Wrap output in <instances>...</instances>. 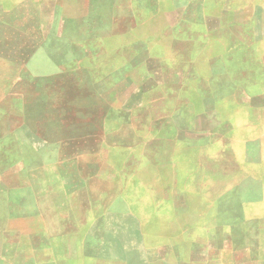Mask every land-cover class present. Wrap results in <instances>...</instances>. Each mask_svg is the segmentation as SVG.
Segmentation results:
<instances>
[{"label":"rangeland","instance_id":"obj_1","mask_svg":"<svg viewBox=\"0 0 264 264\" xmlns=\"http://www.w3.org/2000/svg\"><path fill=\"white\" fill-rule=\"evenodd\" d=\"M253 2L0 0V264H264Z\"/></svg>","mask_w":264,"mask_h":264},{"label":"crops","instance_id":"obj_2","mask_svg":"<svg viewBox=\"0 0 264 264\" xmlns=\"http://www.w3.org/2000/svg\"><path fill=\"white\" fill-rule=\"evenodd\" d=\"M249 1H252V0H249ZM257 1H258V0H254L253 5H255L254 3H257ZM260 1H261V0H260ZM262 1H264V0H262ZM235 2H236V3L239 2V3L243 4V0H235ZM260 4H261V2H259L258 5H260ZM255 6H256V5H255ZM259 18H260V17H259ZM251 21H255V17H252ZM133 27H134V26L131 25V26H130V29H127V30L130 31V32L132 31V33H133L135 36H136V33H138L140 36L143 35V34H142V29H139V28H137V27L133 29ZM243 28H245V26L242 25V30H243ZM238 37H239V39H238V40H239V43L242 44L243 41H244V36L241 35V37H240V35H239ZM254 37H255V36L253 35L252 38L255 39ZM257 40H259V39H257ZM240 41H241V42H240ZM254 41H255V40H254ZM254 41H253V42H254ZM257 42H259V41H257ZM242 47H243V46H242ZM225 52H227V51H225ZM237 53H238V51H237ZM239 53H240V55H241V64H243L242 51L240 50ZM260 249H261V250H260L261 255H259V256H260L259 258H261L262 256H264V246L261 247Z\"/></svg>","mask_w":264,"mask_h":264}]
</instances>
